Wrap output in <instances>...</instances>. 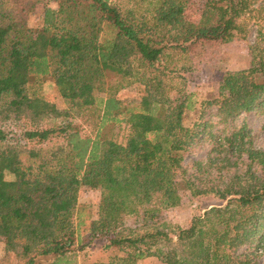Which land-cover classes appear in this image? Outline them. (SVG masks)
Returning a JSON list of instances; mask_svg holds the SVG:
<instances>
[{
  "label": "trees",
  "instance_id": "obj_1",
  "mask_svg": "<svg viewBox=\"0 0 264 264\" xmlns=\"http://www.w3.org/2000/svg\"><path fill=\"white\" fill-rule=\"evenodd\" d=\"M45 1L0 0L3 251L16 264H77L102 239L122 253L116 264H258L264 148L238 119L260 115L264 132V0H205L197 21L184 16L194 0H54L35 15ZM252 26L255 65L227 71L217 96L184 89L185 52ZM200 148L204 160L185 167ZM176 170L190 192L222 201L185 227L158 221L179 201ZM81 187L100 190L96 216L77 202Z\"/></svg>",
  "mask_w": 264,
  "mask_h": 264
},
{
  "label": "rangeland",
  "instance_id": "obj_2",
  "mask_svg": "<svg viewBox=\"0 0 264 264\" xmlns=\"http://www.w3.org/2000/svg\"><path fill=\"white\" fill-rule=\"evenodd\" d=\"M205 0H194L187 5L184 16L190 21H197L200 17ZM43 6L57 7V1L47 0L39 5L35 11L37 15ZM29 24L38 25L36 16H31ZM258 51L255 46L254 26L251 27L249 34L242 37L236 34L228 41H200L196 46L185 52L181 58L180 64L191 65L188 70L182 71L184 79V89L196 93L199 100L218 95L219 84L223 75L227 71H236L255 65L258 61ZM105 85V84H104ZM136 84H133L122 90L119 96L126 101L132 98L136 93ZM43 92L53 100L59 108H65L63 99L57 94L54 84L46 81ZM98 94H102L98 92ZM245 119L252 130L253 145L258 148H264V132L260 126L262 117L255 113L247 115L242 114L238 121ZM125 133L124 128L119 129V136ZM120 138V137H119ZM205 149H197L185 156L183 165L190 168L192 162L197 159L205 158ZM11 178V175H6ZM179 201L177 205L165 208L158 216V221H167L174 226L185 227L190 219L197 214H201L205 209L213 205H219L222 201L214 194L195 195L190 192L183 181L180 170L175 171ZM100 190L87 187H81L77 193V202L88 207L93 216H96ZM2 239H0V264H16V259L12 253L3 251ZM121 252L112 248L105 247V241L95 239L82 249L77 251V264H116L119 263ZM258 264H264V255L257 258ZM138 264H159L151 257L146 261H139Z\"/></svg>",
  "mask_w": 264,
  "mask_h": 264
}]
</instances>
